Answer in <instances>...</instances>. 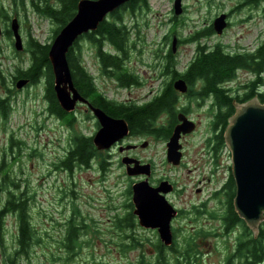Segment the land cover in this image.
<instances>
[{
    "label": "rangeland",
    "instance_id": "rangeland-1",
    "mask_svg": "<svg viewBox=\"0 0 264 264\" xmlns=\"http://www.w3.org/2000/svg\"><path fill=\"white\" fill-rule=\"evenodd\" d=\"M174 1L150 0V10L124 13L132 41L127 66L138 76L139 85L125 87L116 77L106 74L95 48L88 40L81 41L84 65L93 76L97 89L110 100L126 105L145 103L171 81V75H163L160 69L163 57L171 50L174 35L179 38L175 61L178 70L184 72L194 59L198 45L186 40L202 32L219 12L231 11L235 23L246 16H261L258 10L243 9V0H183L184 11L176 16ZM46 2L57 4V0H0V96H10L13 101L9 118L0 117V185L10 175L20 185L16 192L24 193L29 199L37 236L24 264H151L158 253L157 234L140 226L136 218L133 227L118 225L131 212L129 205L133 203V194L129 191L140 178L128 176L125 166L118 160L103 168L105 152L96 151L89 165H76L72 170L63 165L73 149L76 135L91 137L95 134V118L78 106L75 121L70 126L67 120L49 112L43 81L31 83L21 90L16 88L14 76L19 69L29 67L31 56L26 47L22 51L16 50L13 34L8 36L7 29H11L12 19L18 18L24 46L30 36L42 43H52L59 25L36 7H44ZM240 29L242 35L237 38ZM247 31L264 38V20H258L256 25L237 24L222 36L205 35L200 44L209 49L217 45L224 49L230 46V51H238L253 37ZM244 75L239 71L230 84L241 85ZM183 103H195V99L182 96L178 105ZM193 116L201 122L199 133H202L210 122L208 117L197 110ZM171 121L170 115L162 113L157 125H168ZM196 138H189L190 149L196 148ZM167 139L137 134L127 137L123 145L149 142L148 147L139 146L134 153L153 162L154 179L167 175L180 187L197 182L199 171L189 173L187 168L167 166ZM115 152L118 154L119 150ZM7 191L0 189L3 202L8 197ZM188 195L190 192L173 196L178 207L184 208L182 199H187ZM200 195H194V198H201ZM209 195L210 188L202 198ZM221 201L223 205V199ZM209 204L211 207L212 203ZM213 214L214 209H209L207 215L195 212L194 222L189 217L173 223L176 250H183L191 240L201 258L200 264H224L227 256L234 252L239 237L240 228L229 234L223 233L219 222L211 220ZM70 224L78 227L74 250L65 246ZM17 232V215L11 213L4 220L0 264H4L6 255L16 249Z\"/></svg>",
    "mask_w": 264,
    "mask_h": 264
},
{
    "label": "trees",
    "instance_id": "trees-1",
    "mask_svg": "<svg viewBox=\"0 0 264 264\" xmlns=\"http://www.w3.org/2000/svg\"><path fill=\"white\" fill-rule=\"evenodd\" d=\"M79 1L57 0L56 5H49L46 2L44 7L39 5H36V7L59 25L55 30L56 37L59 31L76 15ZM150 9V0H132L113 12L108 19L99 25L96 31L80 37L71 48L67 56L69 66L74 85L84 98H94V104L97 106L105 105L103 100L108 99L107 96L97 89L93 76L84 65L82 40H88L91 43L97 52L104 72L116 77L122 86L141 84L138 76L130 72L127 66L129 53L132 49V41L130 28L124 19V13L127 10L134 14ZM7 34L11 37L12 31L7 29ZM211 34L202 32L186 40L187 42H197L198 45L194 59L184 72L178 70L172 50L166 53V56L161 61L160 71L163 75H171V81L165 84L150 102L142 106L109 103L113 106V112H110V114L114 117L125 118L130 125L131 135H157L168 138L172 133V126H159L157 125V120L160 119L162 113L170 115L172 120L177 117L179 95L173 85V81L176 78L183 77L189 84H225L226 81L235 77V67L239 65L238 61L240 58L227 56L220 45L209 49L205 45L200 44L202 37ZM51 45V43H42L30 36L27 40L26 49L30 53L31 63L27 69H19L18 74L14 78L25 77L31 80L32 84H38L43 81L49 112L63 120H67L69 125L72 126L75 121L73 114H68L61 107L56 95L55 76L49 57ZM1 78L4 84L5 77L2 75V71ZM240 102L243 103L242 101ZM261 102L264 103V92ZM12 109L13 101L11 97L0 96V117L8 119ZM231 114V117L235 114L233 105ZM228 124L229 121L224 129L227 128ZM73 142V149L63 161V165L70 170L76 165H89L93 154L97 151L92 137L79 134L73 138ZM4 165L5 162H3ZM3 181L0 189H7L8 197L4 202L0 199V244H3L4 220L6 216L15 213L18 220L17 247L14 252L6 255L4 264H24V259L28 258L30 250L35 244L37 230L31 220L29 199L24 193L18 194L16 192L20 185L16 184L10 175H7ZM230 185L232 186L231 209L227 214L232 227L230 232L236 226H239L240 231L234 247L235 250L227 256L224 264H264V221L259 227L258 236L254 237L246 222L236 212L234 203L232 205V200L235 196V180L233 176L231 177ZM129 193L132 194V190ZM130 207L133 208V205L131 204ZM134 223L135 216L131 211L123 220L119 221L118 225L119 227L127 228L134 226ZM77 231L78 227L70 224L65 243L69 250H74ZM176 244L173 243L172 246L166 247L157 242L158 253L151 264L160 263V260L164 257H176L183 264H200L201 258H199V253L195 250L191 240L187 241L183 250H176ZM164 264L174 263L165 262Z\"/></svg>",
    "mask_w": 264,
    "mask_h": 264
},
{
    "label": "water",
    "instance_id": "water-1",
    "mask_svg": "<svg viewBox=\"0 0 264 264\" xmlns=\"http://www.w3.org/2000/svg\"><path fill=\"white\" fill-rule=\"evenodd\" d=\"M131 0H80L77 13L57 34L49 52L55 76V91L61 107L68 113L74 112L79 103H88L74 85L68 53L76 41L89 32L96 31L106 17ZM175 15L183 13L181 0L174 2ZM227 15L216 20L217 29L222 32ZM18 19L12 21L15 48L24 50ZM173 51L177 49V37L173 40ZM29 84L28 78L16 82L18 89ZM174 87L181 92L188 91V82L184 78L174 81ZM100 122V129L93 136V142L99 150H108L114 144L128 137L131 129L125 118L108 115L100 108L92 107ZM181 121L167 142V159L178 166L182 154L180 142L183 134L195 131L196 124L180 113ZM226 141L233 157L232 174L236 183L234 207L240 218L253 230L257 237L259 227L264 221V104L258 99L238 104L236 114L230 119L226 131ZM142 147H147L145 141ZM136 147L127 145L126 149ZM124 149V148H122ZM126 172L131 177L143 176L144 179L133 184L134 214L139 224L147 229H157L166 246L174 243L172 220L178 210L168 201L165 194L173 191V186L162 181L158 187L150 184L151 163L142 164L140 160L125 157L122 159Z\"/></svg>",
    "mask_w": 264,
    "mask_h": 264
},
{
    "label": "flooded vegetation",
    "instance_id": "flooded-vegetation-1",
    "mask_svg": "<svg viewBox=\"0 0 264 264\" xmlns=\"http://www.w3.org/2000/svg\"><path fill=\"white\" fill-rule=\"evenodd\" d=\"M242 7L243 9L252 8L254 10H258L259 13H261V16H246L241 18L239 22L235 23L232 19L233 14L231 11H229L228 25L225 28L223 35L227 30L231 29L237 24H241L242 26L248 23L256 25L258 20L261 22L264 20V0H243ZM221 13L222 12H219L217 16H215L213 20L210 21L209 25L202 30V32H204L205 34H216L214 21ZM247 33L253 37L248 44L239 47L238 51H230V46L227 49L223 48V51L227 56L240 58V60L238 61L239 65L235 67V75L237 78V73L239 71L246 74L242 77L243 82L240 83L241 85L230 84L234 79L227 84H188L189 89L187 93H181L180 97H194L195 103L181 104L179 106L177 114H185L190 119L195 121L197 127L196 131L190 134L182 135V158L180 161V165L176 168H187L189 170V173H192L194 170L199 171V178L197 179V182H193L191 185L186 184L185 186L180 187L177 182H175L167 175H163L158 179H154L153 175L151 177V184L155 187L159 186L162 181H167L174 187V190L172 192L166 194L168 200L179 211V215L172 221V224L179 218L188 219L189 217L191 218V222H194L195 218L197 217L196 215H194L195 212L206 213L207 215V211L209 209H214V214L211 220L219 222V225H221V231L223 233L229 234L231 231L232 227L227 214L231 209L232 186L230 185V182L232 177V154L228 144L226 143L225 133L227 128L224 129V127L226 126V123L229 121V118L232 115V105L234 106L236 112L237 104L241 103L240 101L246 102L249 100H255L257 98L259 99V101H261L264 92V38H262V35H254L253 31H247ZM241 35L242 31L240 29V33L237 38H239ZM237 38L234 41H236ZM88 99L89 103H81L80 107H82L86 111V113L91 114L95 118V132H97L100 128V123L94 116L90 104L93 107L102 109L110 116H113L112 114H110V112H113V106L109 103H113L115 105H118V103H115L110 99H104L103 102L105 103V105L97 106L94 104V98L88 97ZM149 101L141 104L138 103V105L142 106ZM195 110H197L198 112H204V115H206L210 121L207 125V129L202 133H199L201 122L193 116V112ZM179 123L180 120L177 115L176 119L174 118L172 122L168 124V126H172V133L168 138L172 136L175 127ZM196 136L197 138L195 139V141L198 142L197 146L196 148L190 149L188 145L189 138H195ZM123 141L124 140H121L120 142L113 145L111 149L104 151L106 154V159L103 162V168L110 167L115 163V160H118V163L123 166L122 159L125 156H131L140 159L143 163L150 162L153 166L154 174L153 162L145 161L137 153H134L138 149L139 144H137V148L124 150L122 149ZM116 149L119 150L118 154L115 152ZM94 157L95 154H93L92 158ZM166 164L167 166L172 165L168 161H166ZM189 182H192V180H190ZM209 188V197L202 198L204 197L203 194ZM179 192H190V195L187 196V199H182V202L185 203L184 208L178 207L173 198V196H175ZM198 194H201L199 196L201 198H194V195L198 196ZM234 198L235 196L233 197L232 205ZM221 199H223V205H221ZM209 202L212 203L211 207H209ZM130 227L133 226H129L127 228ZM238 229L239 226L234 227L235 231H237ZM172 230L175 240L177 239V236L176 229L173 227V225ZM154 232L157 234V242H159L160 245H164L160 239L158 231L156 230ZM154 258L156 259V257ZM165 262L183 264L180 259H169L166 257L162 258L160 260V263L158 264H164Z\"/></svg>",
    "mask_w": 264,
    "mask_h": 264
}]
</instances>
